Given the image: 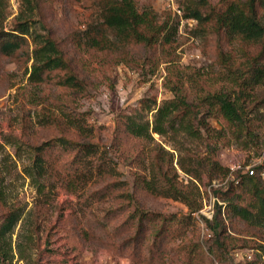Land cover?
<instances>
[{"label": "rangeland", "instance_id": "rangeland-1", "mask_svg": "<svg viewBox=\"0 0 264 264\" xmlns=\"http://www.w3.org/2000/svg\"><path fill=\"white\" fill-rule=\"evenodd\" d=\"M136 1L140 12L151 8L161 21L171 14L178 31L170 44L87 49L80 41L98 31V0H33L32 6L0 0L4 31L24 38L15 53L0 52V226L10 212L18 218L0 239V264H264V222L235 215V205L255 207L264 192V83L247 103L254 134H234L204 109L198 119L223 131L218 149L213 139L207 145L170 127L153 132L158 109L174 97L166 86L169 64L180 67L185 93L197 102L203 90L226 85L227 66L239 67L246 54L212 24L186 18L188 0H174L181 14L169 8L171 0ZM47 35L83 88L63 83L66 70L35 80L34 49ZM232 51L236 60L220 63V53ZM126 116L149 125L152 138L130 134ZM60 138L93 142L95 153L82 160ZM209 157L226 167L250 165L257 180H227ZM157 161L199 209L143 187V179L160 181ZM218 206L223 224L215 229L210 221Z\"/></svg>", "mask_w": 264, "mask_h": 264}, {"label": "trees", "instance_id": "trees-1", "mask_svg": "<svg viewBox=\"0 0 264 264\" xmlns=\"http://www.w3.org/2000/svg\"><path fill=\"white\" fill-rule=\"evenodd\" d=\"M32 6L33 0H25ZM102 21L98 24L97 32L88 33L85 40H81L83 47L87 49H114L120 45L143 44L149 47H157L163 44H170L177 34V25H170L171 14H168L165 20L161 21L154 10L151 8L140 12L136 0H98ZM264 0H220L212 4L209 0H188L185 17L197 19L200 24H212L214 31L220 38L225 37L230 45L241 42L245 52V60L237 68H229L226 77V85L215 90L206 89L197 95V102H191L185 93L184 78L180 67L175 63L167 66L168 75L166 77V86L173 93L174 97L166 101L157 112V118L153 132L166 134L168 127L176 131H183L194 138H203L210 145V139L217 143L224 138L223 131L213 128L207 120H199L198 115L202 109L208 115H214L222 121L227 129H233L237 132L251 135L255 133L257 124L255 120L248 117V101L254 90L264 82ZM22 33L21 28L18 30ZM110 34L117 40H112ZM23 36L13 32L4 31L3 23L0 22V52L4 54H13L20 49ZM252 48L254 50H252ZM233 55L220 53L219 61L235 58ZM39 64H34L33 77L37 81H42L45 75L54 70H66L63 83L73 88H83L84 82L79 76L70 69L68 60L58 47L57 42L50 36H44L43 42L34 49V56ZM167 59L165 62H171ZM195 121L196 124L194 123ZM81 127L82 126H78ZM126 130L139 138H152L150 126L137 122L133 116H126ZM60 144L65 148L77 150V157L82 160L95 153V143L59 139ZM46 145V144H45ZM44 145V146H45ZM48 145V144H47ZM44 146L38 147L42 149ZM217 150L213 152L215 156ZM43 162V158L38 156ZM210 167L218 170L224 176L228 175L229 169L220 164L213 157H209ZM157 161L160 181H148L143 179V187L149 191L162 193L172 196L176 199L184 200L190 205L191 212L199 209V206L191 204V196L184 187L180 186L177 178L174 180L169 175L168 170ZM179 164L188 174L199 177L192 168L185 165L182 159ZM242 178H249L252 182L257 180L255 175H243ZM243 180V179H242ZM233 184V183H231ZM255 211L252 206L235 205L236 216L244 219H258L264 222V192L257 193L255 199ZM221 206L215 212L214 218L210 221L213 228L218 229L222 224ZM147 215L143 212V216ZM17 216L14 212L7 214L0 226V239L4 238L6 233L12 232Z\"/></svg>", "mask_w": 264, "mask_h": 264}, {"label": "built area", "instance_id": "built-area-1", "mask_svg": "<svg viewBox=\"0 0 264 264\" xmlns=\"http://www.w3.org/2000/svg\"><path fill=\"white\" fill-rule=\"evenodd\" d=\"M169 8L172 9L175 13L181 14L182 9L174 2V0H171V2L168 3ZM172 7V8H171ZM229 169L228 175H227V180H232L235 183H240L241 178L243 177L242 175H254L255 174V169L252 168V166H243L238 163H233L227 166ZM214 186H216V183H213ZM200 212L202 214H205L204 210L201 209ZM212 213L214 214V209H212ZM195 215H198V212H194ZM204 232L208 235L211 236L212 232L208 229L205 228Z\"/></svg>", "mask_w": 264, "mask_h": 264}]
</instances>
